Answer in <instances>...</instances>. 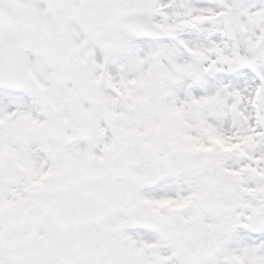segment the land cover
Here are the masks:
<instances>
[{
    "label": "snow or ice",
    "instance_id": "obj_1",
    "mask_svg": "<svg viewBox=\"0 0 264 264\" xmlns=\"http://www.w3.org/2000/svg\"><path fill=\"white\" fill-rule=\"evenodd\" d=\"M0 264H264V0H0Z\"/></svg>",
    "mask_w": 264,
    "mask_h": 264
}]
</instances>
